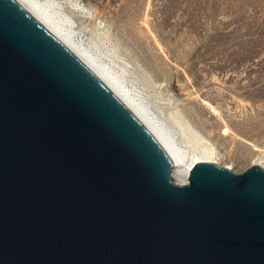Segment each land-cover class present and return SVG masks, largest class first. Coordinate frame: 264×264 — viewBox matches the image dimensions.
Masks as SVG:
<instances>
[{
  "label": "water",
  "instance_id": "water-1",
  "mask_svg": "<svg viewBox=\"0 0 264 264\" xmlns=\"http://www.w3.org/2000/svg\"><path fill=\"white\" fill-rule=\"evenodd\" d=\"M172 160L0 0V264H264V167Z\"/></svg>",
  "mask_w": 264,
  "mask_h": 264
},
{
  "label": "rangeland",
  "instance_id": "rangeland-1",
  "mask_svg": "<svg viewBox=\"0 0 264 264\" xmlns=\"http://www.w3.org/2000/svg\"><path fill=\"white\" fill-rule=\"evenodd\" d=\"M67 1L94 14L73 26L86 52L174 140L206 133L235 174L264 164V0Z\"/></svg>",
  "mask_w": 264,
  "mask_h": 264
},
{
  "label": "bare ground",
  "instance_id": "bare-ground-1",
  "mask_svg": "<svg viewBox=\"0 0 264 264\" xmlns=\"http://www.w3.org/2000/svg\"><path fill=\"white\" fill-rule=\"evenodd\" d=\"M13 1L54 41H56L73 58H75L90 73V75L94 77L102 85V87H104V89L122 105V107L145 130V132L167 153L173 162L169 173L172 183L177 186L186 185L187 174L192 166L196 163L215 165L214 161L216 158H218V150L221 152L222 149H219L220 146L218 145L216 147L217 151L208 147L203 140L206 133L204 134L203 138H201L193 131L188 130V128L184 141L179 142L174 140L170 133L166 132L165 128H163V126L158 123V120L153 118L152 115L147 112L148 110L146 111L145 107H143V104L141 105L137 99L135 100V98H133V96L128 93L126 88L123 87L117 80H115L112 74H110L105 67H103L95 58L86 52V50L78 41L79 33L74 31L73 26L76 25V21H78L80 25L81 23H91L92 25V22H94V14H89L77 4H72L67 0ZM64 5L65 7H63ZM63 9L68 10L70 16H67ZM92 28H94L93 25ZM84 29H86V27ZM94 29H96V27ZM224 126L227 127L226 123ZM205 129L207 132V128ZM219 131L221 132V129ZM212 132L210 133L211 135L207 136L208 138L214 140L217 143H220L224 140L222 137L224 135L222 134L224 132L223 130L222 133ZM224 133L227 134L229 138L232 136H229L228 133H226V130ZM235 141L233 140V142ZM229 142H232V140ZM225 153L224 156H226ZM256 165L264 167V164L257 163Z\"/></svg>",
  "mask_w": 264,
  "mask_h": 264
}]
</instances>
